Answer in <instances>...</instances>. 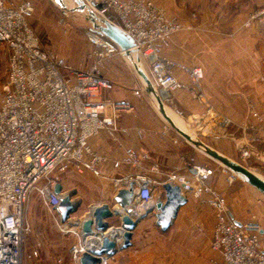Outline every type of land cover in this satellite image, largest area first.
Segmentation results:
<instances>
[{
	"label": "built area",
	"instance_id": "1",
	"mask_svg": "<svg viewBox=\"0 0 264 264\" xmlns=\"http://www.w3.org/2000/svg\"><path fill=\"white\" fill-rule=\"evenodd\" d=\"M62 2L74 10L83 5L80 12L85 13L90 23L84 32L89 42L86 53L89 64L85 70L69 67L63 57L43 48L30 26L34 12L31 0H0V44L6 48L8 56L7 89L0 93V264H24L26 258L38 254L36 248L26 252L25 241L30 227L25 216V203L34 190L42 202L55 211L60 197L66 192L55 193L53 187L60 180L49 177L51 172L71 169L76 173L89 172L103 177L102 165L110 159L93 149L89 143L91 137L105 132L116 147L122 149L120 158L111 162L114 169L121 165L141 169L150 159L144 152L125 147L120 139V135L128 134V129L118 125L117 110L129 109L130 105L109 99L99 100L103 91L114 89V84L103 72L104 65L114 56L123 57L136 72L141 70L146 75L149 84L139 75L143 86L135 88L134 94L139 96L150 87L148 91L155 97L159 109H163V102L171 93L186 88L199 102H206L202 93L203 68L173 61L163 52L170 46L173 34L191 29L190 25L176 17H168L165 10L152 0ZM91 13L95 16L93 22L89 20ZM103 21L115 25L125 36L132 38L133 46L128 51L121 50L115 41L98 29ZM58 23L64 31L67 30L64 17ZM141 61L147 64V70ZM176 70L187 76L189 84L178 79ZM107 108L111 113L106 111ZM248 108V119L242 122L241 130L249 132L253 140L264 142V115L254 108L252 102ZM212 114L217 117L207 105L201 118L211 119ZM228 123L226 118L219 122L222 125ZM137 133L141 135L143 131ZM200 148L205 152L203 146ZM238 149L244 160L264 156V152L246 143L238 145ZM220 169L225 172V181L229 184L237 179L243 180L225 165ZM148 170L156 173L158 165L152 163ZM186 170V175L170 174L164 181L179 185L186 198L194 197L212 208L214 229L210 248L214 256L210 264H264V251L259 242L261 227L255 222L237 223L232 218L226 198L210 182L216 170L194 163L187 165ZM113 181L114 186L126 189L132 184V205L137 204L142 210L138 215L154 204L153 184L156 180L150 176L136 173ZM57 218L59 230L79 237V241L71 245L75 261L87 242L88 246L98 247V237H82V220L69 219L63 223L58 215ZM107 259L102 257L99 264H109Z\"/></svg>",
	"mask_w": 264,
	"mask_h": 264
},
{
	"label": "crops",
	"instance_id": "2",
	"mask_svg": "<svg viewBox=\"0 0 264 264\" xmlns=\"http://www.w3.org/2000/svg\"><path fill=\"white\" fill-rule=\"evenodd\" d=\"M152 1L156 6L162 7L168 17H176L185 25H192L196 28L173 34L170 46L163 52L167 58L173 61L203 68V95L211 109H214L215 113L222 118L228 119L229 124L222 127L219 134L210 131L199 132L209 124L206 119L201 118L207 105L195 99L187 88L170 94L169 101L173 105L175 113L164 107V111L169 117V120L166 119L164 114H158L155 111L154 98L147 91L145 95L144 91L139 96L134 94L135 88L143 86L141 79L132 71L130 62L125 63L123 57L116 55L103 67V72L114 84V89L111 92H104L102 96L114 103L124 102L130 105L129 109L117 110L118 125L128 129V134L120 135V139L125 147L144 152L150 156V159L141 169L131 168L127 165H121L118 169H114L111 162L120 158L122 149L116 147L107 134L102 132L91 137L89 143L96 152L110 159L108 163L102 165L103 177L93 176L89 172L76 173L71 169L63 173L78 179L82 178L83 182L90 181L91 178L94 179L103 187L102 194L111 199V201L104 202L108 203L110 208H116L113 197L123 186H114L113 179L115 178L141 173L161 183L170 174L186 175L187 165L194 163L210 166L216 170V174L210 182L226 198L232 218L237 223L255 222L261 227L259 242L264 251V194L241 179H237L232 184L227 183L225 172L216 167V159L207 152H203L201 146L185 140L181 135V132H184L200 141L204 148L207 147V149L222 154L249 170H258L259 173L253 172L264 179V175H262L264 174V156L251 157L254 162L249 164L238 153L240 141L264 152L262 140H253L249 132L244 133L240 129L242 122L248 119L246 104L249 101L258 108L260 113L264 114V82H258L257 68L252 70L248 67L247 70L240 67L237 71L230 70V72L225 68L223 35L219 30L214 32L209 29L213 25L215 29L222 27L223 23L215 16L213 22L205 19L202 13L204 6L200 7L198 4L199 1L202 2L201 0ZM247 3L249 7L253 6V0H246L244 4L247 5ZM216 10L218 8L214 9V12ZM194 13L197 15L196 19L192 18ZM236 19H238L237 15ZM29 22L32 26L31 19ZM32 28L34 29L33 26ZM142 63L147 67L145 62ZM176 75L179 80L189 84L188 78L183 72L176 70ZM106 111L111 113L110 108H107ZM207 128H211V124L205 127V129ZM138 130H142L143 133L138 135ZM175 140H177L176 143ZM152 163L158 165V172L154 173L148 170ZM60 183L64 192H70L64 188L62 180ZM159 193L160 197H163L162 186L159 188ZM187 199V203L180 207L177 217L164 232L155 224L154 212H148L147 216L142 218L134 228L130 241L131 246L120 249L112 257H109L108 263L210 264V259L214 256L210 248L214 229V213L209 205L199 199L191 196H188ZM79 201L81 202V200ZM95 204L98 203L90 202L79 220L86 218L90 208ZM131 207L133 211H136L132 213L133 216H139L138 212L142 210H139L138 205L133 204ZM25 216H27L26 213ZM108 222L111 229L107 233L115 237L116 243L119 244L121 241L120 219L113 217L108 219ZM74 236L73 244L79 241V237ZM159 258L162 260L160 261Z\"/></svg>",
	"mask_w": 264,
	"mask_h": 264
},
{
	"label": "rangeland",
	"instance_id": "3",
	"mask_svg": "<svg viewBox=\"0 0 264 264\" xmlns=\"http://www.w3.org/2000/svg\"><path fill=\"white\" fill-rule=\"evenodd\" d=\"M31 1L34 4V12L31 18V25L34 27V30L39 40H41L43 48L47 51H50L54 54L56 53L57 55L63 57L69 67L71 66L75 69L85 70V67H87L89 64V60L86 54L89 49V42L85 38L84 32L86 28L90 26V23L85 13L80 12V10H78L79 8L74 10L72 8L70 9L67 6L65 7L62 2L63 0ZM201 1L202 2L199 1L198 4L200 7L204 6V12L202 13L205 16V19L207 21L213 22V19L216 17L219 18L223 23L222 27H217V29H215L213 25L212 28L209 29L214 32L215 30H219L223 35V50H225V68L229 72L230 70L237 71L238 69H240V67H244L246 69L250 67L248 69L252 70H255L257 68L258 82L263 83L264 0H253L252 7H249L248 3V7L246 4H244L246 0ZM76 6L78 5L76 4ZM217 8L218 10L214 12V9ZM236 15L238 16V19L235 20ZM61 17H64L67 21L66 25L68 27L66 31H64V28L58 23ZM192 18L196 19L197 15L195 13L192 14ZM190 26L192 27L191 29H196L194 26ZM7 62L8 56L6 48L0 44V93L7 89ZM124 62L129 63L127 60H124ZM141 65L145 68V70H147V67L144 66L142 61ZM132 71L136 74V76L139 77L138 73L133 67ZM146 91L150 94L148 90H145L144 95L147 94ZM104 92L111 91H103L99 96L100 101L107 99L102 96ZM152 97L154 98L153 106L155 107V111H157L158 114H161L162 111L163 113L165 112L164 107H167L169 110L175 113L172 107L173 105L169 101L170 96H168L164 100L162 105L163 110L157 107L155 97ZM249 102L246 104L247 114H249ZM205 103L208 105L207 100ZM254 108L256 107L254 106ZM256 109L258 110V108ZM213 115L214 114H212L211 119L207 120L209 123L208 125L211 124V128L205 129V127L208 126L205 125V127L200 129L199 132L210 131L214 134H219L222 130V127L226 126V124H219L220 120H222L221 116H219L218 114L217 117ZM242 143L244 142L240 141L238 145L240 146ZM246 161L249 164L254 162L252 158L246 159ZM216 165V167L221 168L223 163H220L216 160ZM253 171L258 172V170ZM49 177H57L58 179L62 180L64 183V188L66 190L70 192L75 190L76 193L72 199L81 200L82 203L78 210L70 216V219H72L71 221L75 219H80L84 212L87 210V207L90 202H95L99 204L104 201H111L110 197H106L104 194H102L103 187H101L100 183H96L95 180L92 178L90 181L83 182L81 180L82 178L78 179L74 176H68L66 175V173L59 172L56 170L51 172ZM44 180L42 181V183L44 182ZM153 185L155 191V198H158L160 197L159 181H156V183ZM25 204V213L27 215L26 218L30 227V234L26 237L25 241L26 252L28 253L31 251V249L36 248L38 250V254L34 257L26 258L23 263L79 264L77 260H74L71 252V245L73 244L72 239L74 234L71 232H63L59 230L56 224V221L58 219L56 212L50 210L45 205V203L42 202L38 193L34 190L30 193L29 198ZM159 259L160 261L162 260L161 258ZM159 264L163 263L159 262Z\"/></svg>",
	"mask_w": 264,
	"mask_h": 264
},
{
	"label": "water",
	"instance_id": "4",
	"mask_svg": "<svg viewBox=\"0 0 264 264\" xmlns=\"http://www.w3.org/2000/svg\"><path fill=\"white\" fill-rule=\"evenodd\" d=\"M79 10H83V5L79 6ZM94 14L89 15V20L94 21ZM101 33L107 38H110L113 42L115 41L121 50L128 51L130 47L133 46L132 38L125 36L115 25L103 21V25H99ZM138 74L143 78L144 82L149 84L146 75L141 70L137 71ZM148 90H151L148 87ZM157 101L160 103L159 99ZM160 107V104H159ZM163 110V109H162ZM163 113V111H162ZM165 118L169 120L166 113H163ZM182 137L195 145L203 146V144L190 137L184 132H181ZM205 149V152L210 154L220 163H223L227 168L231 169L233 172H237L243 180L249 185L254 186L257 190L264 194V179L260 178L256 173L238 162H233L222 154ZM163 197H158L152 206L148 207L147 211L139 214L135 217L132 214V198H133V186L130 185L129 189L120 188L118 192L114 195L113 201L116 204V208H110L108 203L95 204L93 205L86 218L81 221L80 230L82 232L83 238H93L98 237L100 242L98 247L86 246V248L80 253L78 262L79 264H99L102 257H112L120 249H126L131 245L132 232L136 227L137 223L147 216L148 212H154L155 224L162 231L168 230L169 226L177 217L178 210L180 207L185 205L188 201L185 193H183L179 185H173L169 181L162 182ZM55 193L59 194L63 192L61 183H56L54 185ZM75 190L63 194L59 199V205L55 209L61 222H67L74 214L75 211L81 205L79 200L73 201V196ZM118 217L120 219L121 228V241L119 244L116 243L115 237L110 236L107 232L111 229V225L108 219ZM77 224V223H75ZM74 224V225H75Z\"/></svg>",
	"mask_w": 264,
	"mask_h": 264
},
{
	"label": "bare ground",
	"instance_id": "5",
	"mask_svg": "<svg viewBox=\"0 0 264 264\" xmlns=\"http://www.w3.org/2000/svg\"><path fill=\"white\" fill-rule=\"evenodd\" d=\"M87 246H88V242H87Z\"/></svg>",
	"mask_w": 264,
	"mask_h": 264
}]
</instances>
